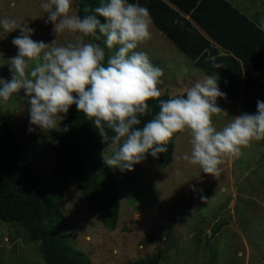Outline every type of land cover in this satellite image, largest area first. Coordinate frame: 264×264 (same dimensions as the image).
<instances>
[{
	"label": "rangeland",
	"instance_id": "rangeland-1",
	"mask_svg": "<svg viewBox=\"0 0 264 264\" xmlns=\"http://www.w3.org/2000/svg\"><path fill=\"white\" fill-rule=\"evenodd\" d=\"M77 1L72 0L71 14H77ZM42 3L43 0H0V17L27 22L35 29V40L76 42L79 34H55L52 23H44L47 14ZM260 17L264 19V13ZM98 18L105 21L104 17ZM18 34L19 29L11 33L0 29V76L6 79L11 78L8 59L17 54L11 41ZM82 39L90 41L85 36ZM113 51L107 50V55ZM158 54L162 62L171 61L163 59L167 54ZM178 66L187 77L195 68L185 62ZM228 98H219L218 106L224 112L212 116L217 129L237 116L235 103ZM66 117L67 114L58 122L60 130L29 132L23 90L0 102V123H7L18 137L26 161L41 183L55 169L52 148L64 132ZM190 139L187 129L174 139L166 167L147 154L131 171L121 172L109 166L119 192L114 230L97 205L87 202L78 189L70 187L64 192L60 211L67 244L92 264H153L159 251L164 254L159 264H264V138L243 147L241 155L233 158L231 169L228 155L222 157L219 176L204 173L199 165L184 159L191 152ZM109 155L110 146L102 150L105 160ZM97 179L103 182L104 174L100 172ZM104 187L101 184L102 190ZM106 198L103 191L101 199ZM39 245L29 240L19 224L0 221V264H44Z\"/></svg>",
	"mask_w": 264,
	"mask_h": 264
},
{
	"label": "clouds",
	"instance_id": "clouds-1",
	"mask_svg": "<svg viewBox=\"0 0 264 264\" xmlns=\"http://www.w3.org/2000/svg\"><path fill=\"white\" fill-rule=\"evenodd\" d=\"M82 3L84 14L79 15L71 14L72 0H43L44 23H52L55 34H79L76 42L67 44L35 40V29L27 22L0 17L4 32L19 29L11 41L17 54L8 59L11 78L0 76V102L23 90L29 132L60 130L58 122L75 104L102 142L109 143L111 155L106 164L124 172L131 171L146 154L158 158L167 152L174 133L187 129L191 152L184 159L213 176L220 175L222 157H238L252 140L264 138L261 100L256 102V112L232 117L221 129L214 126L213 114L224 112L217 98L227 95L219 87L217 73L196 81L186 94L160 99L159 110L142 124L140 117L152 112L147 101L161 96L158 85L164 74L146 51L139 50L151 36L150 11L138 0H99L95 7L88 0ZM84 36L91 41L84 42ZM106 49L115 51L106 56ZM212 67L221 65L214 62ZM67 130L65 126L63 131Z\"/></svg>",
	"mask_w": 264,
	"mask_h": 264
},
{
	"label": "trees",
	"instance_id": "trees-1",
	"mask_svg": "<svg viewBox=\"0 0 264 264\" xmlns=\"http://www.w3.org/2000/svg\"><path fill=\"white\" fill-rule=\"evenodd\" d=\"M88 2L95 7L99 0ZM76 8L77 14H84L82 0L76 2ZM85 37L90 41L92 39ZM214 62L221 67L213 68ZM197 64L209 75L217 73L219 85L226 90L240 80L238 77L241 67L232 57L222 56L210 61L202 59ZM262 87L260 92L256 91L241 100L242 106L250 113L256 112L257 100L264 101ZM233 97L239 98L236 94ZM169 98L171 97L161 94L160 97L147 101L152 112L140 117L142 124L153 118L159 110L160 99ZM66 126L68 130L62 133L52 148L55 169L50 178L41 183L27 163L18 137L7 123H0V221L19 224L30 241L39 242V252L44 264H92L83 253L67 244L64 219L60 211L64 192L70 187L78 189L87 202H93L104 213L112 230L116 228L118 221L119 192L113 184L111 169L102 156V150L109 143L102 142L94 125L82 112L77 111L75 104L69 107ZM180 132L174 133L169 140L168 151L156 158L162 167L168 166L173 141ZM100 172L105 176L103 182L97 179ZM101 184L105 186L104 190L101 189ZM103 191L107 195L104 201L101 199ZM163 255L159 251L153 258V264H159Z\"/></svg>",
	"mask_w": 264,
	"mask_h": 264
},
{
	"label": "crops",
	"instance_id": "crops-1",
	"mask_svg": "<svg viewBox=\"0 0 264 264\" xmlns=\"http://www.w3.org/2000/svg\"><path fill=\"white\" fill-rule=\"evenodd\" d=\"M138 2L149 9L152 17L151 36L139 47L148 53L154 65L163 69L158 85L161 94L170 97L184 94L196 81L209 75L197 64L198 60L229 56L241 67L240 80L228 90L219 87L235 103L237 115L243 111L250 113L241 100L260 92L262 85L264 88V19L260 17L264 13V0ZM158 52L167 54L163 59L171 61L162 62ZM181 62L195 67L187 73L188 77L179 69ZM233 94L239 98L235 99ZM218 100L219 97L217 104ZM233 158L228 155V169L232 168Z\"/></svg>",
	"mask_w": 264,
	"mask_h": 264
}]
</instances>
